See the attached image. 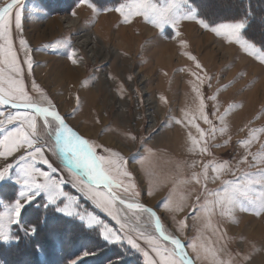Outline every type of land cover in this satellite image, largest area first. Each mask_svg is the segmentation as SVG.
<instances>
[{
	"label": "rangeland",
	"instance_id": "1",
	"mask_svg": "<svg viewBox=\"0 0 264 264\" xmlns=\"http://www.w3.org/2000/svg\"><path fill=\"white\" fill-rule=\"evenodd\" d=\"M9 1L0 0V6ZM239 1H244L245 8L232 13L239 10L234 6ZM129 2L131 0H90L92 6L89 7L88 4L78 6V0H20L17 9L21 12V28L15 27L14 15L10 27L12 47L22 68L21 78L25 91L34 103L47 106L50 102L55 105L73 131L95 146L98 155L111 156L106 149L119 153L124 158L121 163L132 175L120 177L129 186L127 192L123 188H114L113 191L129 200H138L156 211L166 234L181 239L186 245V251L194 259L196 253L187 247L193 243L198 247L203 245L214 249L219 260H231L232 264H244V257L247 256L251 257L247 264H264L262 243L253 245L243 230L248 220L260 222L256 217L264 212L257 215L255 211L248 210L253 208L252 204L242 201V206L234 209L230 216L221 215L219 209H213V197L208 194L219 190L223 180L242 177L244 172L256 176L258 169H264L261 163L249 166L252 163L251 156L248 157V163H238L246 151L238 141L248 138L250 132L258 139L253 141L247 151L257 153L264 145V131H261L264 129V63L260 60L261 50L264 49V12L260 10V16H256L260 24L255 25L257 29L253 25L247 34L245 28L241 30V40L255 44V50L246 51L239 43L226 42L223 36H216L196 20H181L178 37L175 36L176 29L171 26L165 25L163 29L155 27L142 16L133 17L131 23H124L115 9ZM161 2L167 3L168 0ZM248 2L192 0L199 19L212 26L240 20L246 23L244 17L249 16L246 15L249 13L246 7ZM73 11L75 16L71 15ZM231 14H236V17ZM256 14L259 13L253 12V15ZM66 16L74 19V22H67L64 18ZM121 29L127 38H122ZM87 31L94 32L101 42L97 43L92 54H89L85 46L81 48L76 45L80 35ZM21 39L27 42L31 50V71L23 63L26 56L20 46ZM57 41L61 42L60 45L53 46ZM180 41L186 44L181 46ZM218 42L227 52L219 50ZM3 43L0 40V44ZM73 50L80 58L76 64L68 59ZM185 53L195 56L204 72ZM2 67L4 65L0 64ZM65 71L73 74L65 77ZM205 72L211 76V87L207 80L200 85L196 79V75L203 76ZM34 83L41 91L34 90ZM194 87H198L205 98L204 111L217 129L214 138L210 132L211 126L200 117L199 100L193 91ZM212 95L216 96L215 100L207 99ZM161 96L167 102L162 101ZM150 101L154 102L153 113L150 111ZM17 112L26 111L0 105V113H3L0 115L3 121L0 124V141L9 131H15L22 125L26 127L21 120L8 122L7 116ZM151 113L156 119L154 116L149 117ZM122 114L126 116L125 119ZM221 115L223 121L219 119ZM176 119L184 123L177 124ZM42 123L41 118L40 143L44 146L47 135ZM192 124L199 125L206 133V154L189 151V133L199 140V133ZM221 127H226L223 133L219 131ZM131 136L136 139L133 141ZM50 146L51 141L44 146V155L56 171L52 175L51 169L39 162L36 167H44L42 169L61 184L59 189L64 195L58 197L57 204L60 207L69 205L71 211L85 215V222L87 214L91 213L102 223L95 227V231L81 229L82 222L78 217L51 211L52 219H70L68 224L63 229L54 227L51 231L41 230L39 238L42 239H38L37 235L32 238L33 242L40 244L39 250L35 246L31 251L32 239L27 238L11 244H0V247L5 248L20 245L29 251H20L19 246L11 261H6L7 264H73V261L76 264H109V261H115L116 264H145L142 252L132 249L126 240L119 244L105 241L100 235L105 226L125 237L131 235L137 238L139 232L153 236L156 238L155 245L161 250L173 247L157 235L147 213L129 210L118 204L112 209L113 215L98 208L93 199L85 195L87 189L81 183L80 175L70 168L59 153L56 154L62 158L65 168L57 166L52 159L54 153L49 150ZM3 150V144H0V151ZM225 161L228 163L219 174L220 179H211L214 175L211 169L207 181L201 177V182L197 184L191 179L194 172L201 173L204 163ZM9 162H12L11 157ZM4 163V159L0 158V166ZM18 188L14 180L0 182V212L6 211L5 206L14 198ZM97 191L105 192L101 188ZM262 191L264 186H252L253 196L258 197ZM69 196L75 203L67 199ZM42 198L45 201L47 199L43 195ZM193 205L200 208L195 215L190 214ZM178 206L183 207L184 211H175ZM169 207L171 211L167 210ZM113 216H118L122 223L127 224V228L122 229ZM185 218L188 226L177 231V222ZM232 219L235 220L233 229L228 233L225 230L228 220ZM60 230H64L61 237H51L57 231L63 233ZM230 238H233V245ZM226 240L228 245H224ZM137 242L156 264H160L159 257L152 250L153 245L139 238ZM85 250L94 254L84 256ZM5 254L9 258L12 255L11 252ZM199 257L195 259L196 264H214L211 257L205 258L203 250Z\"/></svg>",
	"mask_w": 264,
	"mask_h": 264
},
{
	"label": "snow or ice",
	"instance_id": "2",
	"mask_svg": "<svg viewBox=\"0 0 264 264\" xmlns=\"http://www.w3.org/2000/svg\"><path fill=\"white\" fill-rule=\"evenodd\" d=\"M17 4L18 0H10V2L0 6V40L4 41L3 44H0V64L4 65V67L0 68V105L10 104L13 108L23 107L24 109H30L31 113L26 111L9 114L7 116L9 123L21 120L26 124V127L22 125L21 127H17L15 131H9L4 136L3 141H0V144L4 146V150L0 151V158H3L5 161L0 166V182L14 180L15 184L19 186L14 198L5 206L6 211L0 212V244H11L13 241L18 242L21 239L27 238L31 240L34 238L39 233L41 224L47 225L46 215L43 221L41 220V216L39 215L41 210L45 214L55 211L70 217H78L82 222L80 225L81 229L87 228L95 231V227L102 223L91 213L87 214L88 219L85 222V215L71 211L69 205L60 207L57 204L58 197L64 195L59 189V184L50 177L48 172L41 171L36 167V163L39 162L47 165L52 172L56 171L44 155V146H47L49 141H51L49 150L53 151L54 154L59 153L70 168L80 175L81 183L87 189L85 195L92 198L98 208L108 212L109 215H113L112 209L115 208L118 202L129 210L149 215L151 220L154 221L156 233L159 234L162 240L169 241L173 247L170 250L167 247L161 250L154 243L156 238L145 236L143 232H139L137 238L144 239L147 243L153 245L152 250L159 257L160 264H195V259L200 258L199 253L201 250L204 251L206 259L208 257L212 258L214 264H232L231 260H219L214 249L206 248L203 245L198 247L195 243L187 245V247L192 249L193 253H196L194 259L185 250L186 245L181 239L175 235L166 234L156 211L142 203H130L112 191L114 188H123L127 192L129 186H126L120 177H131L132 175L121 163L124 158L119 153L106 149V151L111 153V156L98 155L95 146L89 140L82 138L77 132L73 131L66 123L65 117L56 110L55 105L49 102L47 106H40L32 101L24 89L21 78L22 68L12 47L10 26L13 15L15 17V27L17 29L21 28V12L17 9ZM79 4L92 6L90 0H78V6ZM115 11L121 15L124 23H131L133 17L142 16L146 22L152 23L155 27L163 29L165 25H169L173 29H176L175 36L177 37L180 35L178 26L181 20H196L202 27L210 29L216 36H223L226 42L239 43L246 51L248 49L255 50L254 42L241 40V30L246 27L244 20L212 26L199 19L198 10L193 6L192 0H168L167 3H162L161 0H131L129 3L120 4ZM71 15L75 16L76 13L73 11ZM246 15H250V12ZM60 43V41H57L53 46H59ZM180 44L184 46L186 42L180 41ZM20 46L26 56L23 63L27 64L29 71H31L33 67L32 57L29 54L31 50L23 39L20 40ZM261 53L260 60L264 63V49L261 50ZM185 55L190 60L196 62V67L201 72H204L202 65L196 60L195 56L190 53H185ZM68 59L71 63L76 64L80 58L77 56L76 51L73 50ZM193 75L196 74L194 73ZM196 79L200 85H203L205 80H207L208 86L211 87V76L206 72L203 76L196 75ZM33 88L36 91H41L35 83L33 84ZM193 91L196 92L197 99L199 100L200 117L211 126L210 132L212 138H214L217 129L212 125V122L204 111L206 104L203 93L200 92L198 87H194ZM207 99L215 100L216 96L212 95L207 97ZM161 100L167 102L163 96H161ZM77 106H79V97H77ZM73 112H75V109H73ZM0 115H3V113H0ZM185 116H187V113H185ZM41 118L43 121L42 127L47 135L44 146H41L40 143L42 138L40 131ZM223 118L222 115L219 117L221 121H223ZM2 123L3 121L0 120V124ZM175 123L183 124L184 121L176 119ZM188 123H191V121ZM192 126L199 133V140L189 133L188 139L191 143L189 151H198L201 154H206L208 152L206 133L199 125L192 124ZM225 130L226 127L219 129L221 133ZM261 131H264V129ZM130 138L133 141L136 139L135 136H131ZM256 139L258 137L250 132L248 138L238 141L246 150L245 155L241 157L238 163H248V157L251 156L252 163L249 166H255L257 163L264 164V145L261 146V150L257 153L247 151ZM201 141H203V146H201ZM9 157L12 158V162H9ZM227 163L226 161L222 163H204L201 173L194 172L191 179L197 184L201 182V177L207 181L210 178L209 169L214 174L211 179H220L219 174L224 171ZM193 166H195V162ZM14 168L15 174L13 175ZM253 185L264 186V169H258L256 176L244 172L242 173V177L221 181V188L219 190L208 193L213 197L211 202L213 209H219L221 215L230 216L234 209L242 206V201H248L253 205V208L248 210L255 211L259 215L261 212H264V191L258 197L253 196ZM131 187H134V185ZM100 188L106 189L107 192L97 191ZM81 190L83 191L84 189ZM42 194L46 195V201L43 200ZM38 197H41V199L38 200ZM67 199L75 203L72 197L69 196ZM199 199V196H197V202H199ZM167 210L171 211L172 208L169 207ZM199 210L200 208L197 205H193L190 214L195 215ZM175 211L182 212L184 209L178 206ZM113 219H116L117 224H120L122 229L127 228V224L122 223L118 216H113ZM138 219L139 217H137ZM177 223L179 225L177 231L188 226L186 218ZM100 235L108 243L119 244L126 240L132 249L142 252L145 257V264H156V261L149 257V253L141 248L137 242V238H133L131 235L122 236L112 229H108L106 226L101 230ZM36 247L39 250L41 246L37 243ZM93 254L89 250H85L83 253L84 256ZM250 259V256L244 257V264H247ZM73 264H76V262L73 261ZM109 264H116V262L109 261Z\"/></svg>",
	"mask_w": 264,
	"mask_h": 264
},
{
	"label": "bare ground",
	"instance_id": "3",
	"mask_svg": "<svg viewBox=\"0 0 264 264\" xmlns=\"http://www.w3.org/2000/svg\"><path fill=\"white\" fill-rule=\"evenodd\" d=\"M234 5V4H233ZM65 18V20L67 21V22H74V19H71L70 17H64ZM123 29H121V31H122ZM123 36H124V38H127V36H126V34H125V31L123 30L122 31V38H123ZM120 38H121V36H120ZM97 43H99V44H101V42H100V39H99V37H97V35L94 33V32H90V31H87V32H85V33H83L82 35H80V38L79 39H77V41H76V45L77 46H85L87 49H88V52H89V54L91 53L92 54V52L95 50V46L97 45ZM123 44V43H122ZM218 46V48H219V50H223V48H222V46H221V43H216ZM76 47V46H75ZM221 47V48H220ZM82 48V47H81ZM223 51H225V52H227V50L225 49V50H223ZM169 52V51H168ZM163 54V53H162ZM62 72H64L63 70H62ZM67 72V73H66ZM71 72H69V71H65V77H68V76H70L71 77V75L73 74H71ZM151 99V98H150ZM149 99V100H150ZM148 99H147V101H149ZM150 108H151V110L150 111H152V113L154 112V102L153 101H150ZM158 105L160 106L161 104H159V102H158ZM95 108H97L96 107V104H95ZM99 109L97 108V111H98ZM121 113H123L124 114V112L123 111H121ZM151 113V114H152ZM122 114V117H124V119L126 118V116H124ZM150 114V113H149ZM100 116V115H99ZM153 114L151 115V116H149L150 118L152 117L153 118ZM102 116H100V118H101ZM154 118H155V116H154ZM156 119V118H155ZM154 121V120H153ZM95 123V122H94ZM240 170V169H239ZM242 170V169H241ZM240 170V171H241ZM235 171V170H234ZM233 172V171H232ZM230 176V175H229ZM232 178V177H231ZM232 179H235V178H232ZM119 196H121V195H119ZM121 197H123V196H121ZM124 198V197H123ZM124 199H128V198H124ZM263 213V212H262ZM261 214V213H260ZM259 214V215H260ZM263 215V216H262ZM262 215H260V216H258V217H256L257 219H258V221H260V222H256L255 221V219H253V220H248L249 222H246V223H248V225L246 226V227H244V229L243 230H245V234L246 235H249V238H250V241H251V243L253 244V245H256L257 243H262V246H261V248L263 247L264 248V244H263V242H264V214H262ZM257 216V215H256ZM262 216V217H261ZM249 217H254V216H251V215H249ZM233 220V219H232ZM229 222H228V224H227V229L225 230V231H227L228 233H229V231L230 230H232L233 229V224H234V221L235 220H233V221H231V220H228ZM225 222H227L226 220H225ZM230 232H232V231H230ZM226 233V232H225ZM225 237H226V235H225ZM232 239L233 238H230L229 240H230V242H231V244H232ZM227 242H228V240H226V241H224V245H228L227 244ZM229 242V243H230ZM233 245V244H232ZM248 249V248H247ZM248 253V252H247ZM220 255H221V253H220ZM245 256V255H244ZM259 260V259H258ZM261 264V263H260Z\"/></svg>",
	"mask_w": 264,
	"mask_h": 264
},
{
	"label": "trees",
	"instance_id": "4",
	"mask_svg": "<svg viewBox=\"0 0 264 264\" xmlns=\"http://www.w3.org/2000/svg\"><path fill=\"white\" fill-rule=\"evenodd\" d=\"M263 1L264 0H259V1L258 0L257 1L256 0H249V2L246 4V7L249 9V12H250V15L249 16H245L244 17L245 20H246V27L244 29V31H245L246 34H247V32L250 33V31H251L250 29H251V27L253 25H254V28H256V29L258 28V27L255 26V25L259 24V22L256 19V16H260V10L262 12H264V8H262V5L264 3ZM244 4H245L244 1H239L238 4H235L234 5L235 7H238L239 10H237V11L234 10V12H232V13L240 12L243 8H245ZM255 5H257V6L259 5V6L256 7ZM253 12H255V13L258 12L259 14L258 15L257 14L256 15H253ZM231 15L234 16V17H236V14H231ZM262 16L264 17V14ZM39 215L41 216V220L42 221H43L45 215L47 216V225H44L42 223L41 224V227H40V231L41 230H47V231L50 230L51 231L54 227L56 229H63L66 226V224H68L67 223V222H69L68 220H70V219L63 220V219H56V218L55 219H52L51 218V213L48 212V213L45 214L43 212V210L40 211ZM52 223H53V225H52ZM70 223L75 224L74 222H70ZM40 231H39V233H41ZM60 231H63V233L60 234V233H58V231L56 232L60 236H57V234L54 233V234H52L51 237H54V238L55 237H61L64 234V230H60ZM39 233L37 234L38 239H42V238H39V236H40ZM72 233H73V231H72ZM72 233H71V236L70 237H72ZM59 239L60 238H58V240ZM36 245H37V243L36 242H33V239H32L30 241V249H31V251L33 250V248H35ZM19 246L11 245V246H9L7 248L0 247V264H7L6 261L7 262H9V260L11 261V259L13 258L14 253L18 250V247ZM23 249H25L27 252H29L26 248H23L22 246H20V251L23 250ZM6 252H11L12 253V255H10V258L8 257V255L5 254ZM15 257L17 258V256H15Z\"/></svg>",
	"mask_w": 264,
	"mask_h": 264
},
{
	"label": "water",
	"instance_id": "5",
	"mask_svg": "<svg viewBox=\"0 0 264 264\" xmlns=\"http://www.w3.org/2000/svg\"><path fill=\"white\" fill-rule=\"evenodd\" d=\"M20 0H18V2H19ZM10 2V1H9ZM8 3V2H7ZM8 107H10V108H13V107H11V105L9 104V105H7ZM40 106H46V105H40ZM13 109H17V110H21V111H29V112H31V110L30 109H24L23 107H20V108H13ZM86 179V178H85ZM101 189H103V188H101ZM105 192H107V190L106 189H103ZM113 191V190H112ZM113 192H115V191H113ZM118 195V194H117ZM119 196V195H118ZM121 197V196H120ZM121 198H123V197H121ZM124 199V198H123ZM126 201H128V202H130V203H140L138 200H129V199H125ZM117 204L118 205H120L121 207H125L124 205H121V204H119L118 202H117ZM153 222V228H154V231H155V224H154V221H152ZM156 232V231H155ZM157 235H159L158 233H157ZM169 242V241H168ZM170 243V242H169ZM185 250H186V248H185ZM196 264V263H195Z\"/></svg>",
	"mask_w": 264,
	"mask_h": 264
},
{
	"label": "crops",
	"instance_id": "6",
	"mask_svg": "<svg viewBox=\"0 0 264 264\" xmlns=\"http://www.w3.org/2000/svg\"><path fill=\"white\" fill-rule=\"evenodd\" d=\"M54 157L52 158L54 160V162L57 164V166H61V167H64V164L62 163V158H60L57 154H54L53 155ZM57 158H59V160H57ZM42 164V163H41ZM44 168V167H42ZM42 168H39L41 171H44V169ZM65 168V167H64ZM54 174V172H52V175ZM42 179V178H41ZM54 179H57L54 177ZM58 181V180H57ZM59 186H61V184H59ZM44 197H46L45 194H42Z\"/></svg>",
	"mask_w": 264,
	"mask_h": 264
}]
</instances>
